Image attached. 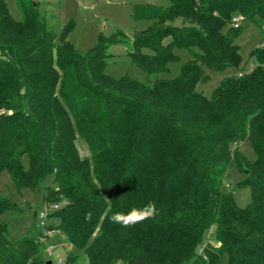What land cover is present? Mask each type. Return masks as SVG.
<instances>
[{"label":"trees","instance_id":"16d2710c","mask_svg":"<svg viewBox=\"0 0 264 264\" xmlns=\"http://www.w3.org/2000/svg\"><path fill=\"white\" fill-rule=\"evenodd\" d=\"M17 5L21 20L0 0V174L7 170L19 191L44 186L43 200L60 205L47 228L72 245L68 264L79 253L90 264H219L225 254L227 264H264V45L248 71L222 79L210 97L197 89L209 78L204 67L241 66L236 40L249 22L264 34V0L137 6L136 18L153 21L132 39L138 67L157 75L177 59L176 46L196 49L178 76L152 84L105 72L123 32L84 53L67 39L72 24L50 26L35 0ZM238 14L245 22L232 27ZM241 142L255 160L233 147ZM233 164L252 190L246 207L222 189ZM149 202L154 218L111 221ZM16 207L0 193V213ZM38 234L14 243L0 221V264H46L48 242Z\"/></svg>","mask_w":264,"mask_h":264},{"label":"rangeland","instance_id":"374dc122","mask_svg":"<svg viewBox=\"0 0 264 264\" xmlns=\"http://www.w3.org/2000/svg\"><path fill=\"white\" fill-rule=\"evenodd\" d=\"M35 1L39 2L40 9L46 14L50 26L61 24L62 28L66 24H72V30L67 39L81 52H88L99 42L101 36L110 38L120 31L123 32L126 41L110 45L108 48L110 56L106 58L105 72L115 79L129 76L145 84H152L157 77L174 78L180 74L182 64L192 58V50H196L195 48L176 46L174 53L177 59L169 62L167 68L157 75L149 74L138 67L129 55L128 52L135 34L150 28L153 24L149 18H136L134 15L136 7H165L170 3V0ZM5 2L11 16L16 20H21L23 14L17 5V0H5ZM177 24H180V21ZM245 25L246 28L236 40L243 58L241 66H232L222 72L212 71L204 67L205 73L209 76L208 81L199 83L197 86V89L202 91L204 95L210 97L225 77H238L252 67L254 60L252 51L259 45H264V34L258 26L251 22ZM165 42H168V39ZM76 147L82 157L90 156L88 145L84 139L78 138ZM233 147H237L250 160L257 158L256 151L250 142L233 144ZM244 179V172L237 164H233L222 182L223 191L232 192L239 207H246L252 196L250 185L242 183ZM48 183L47 181L46 184ZM44 192V186L38 191L29 188H23L19 191L7 170L0 174L1 195L17 204L16 208L6 209L0 213V221L7 224L12 242H18L25 236L38 237V233L42 232L40 220L35 218V213H39L45 204H50L43 200ZM49 221L56 222L57 220L49 218ZM61 237L62 241H59L56 236H49L46 241L48 245L54 246L53 257L67 259L72 245L67 242L63 235ZM209 238L213 243L216 242L213 237L210 236ZM72 264H90V262L87 255L79 253L78 259ZM219 264H227L226 254L223 255Z\"/></svg>","mask_w":264,"mask_h":264},{"label":"built area","instance_id":"2783aa9c","mask_svg":"<svg viewBox=\"0 0 264 264\" xmlns=\"http://www.w3.org/2000/svg\"><path fill=\"white\" fill-rule=\"evenodd\" d=\"M245 22V16L238 14L235 15L232 22L231 26L232 27H239ZM60 207L59 204H45L44 208L39 212L36 213V217L39 218L40 220V226L42 228V232L44 236L42 237V240H46L47 237L49 236H55V235H60V230L58 229H52L49 230L47 227L49 225V218H50V213ZM43 214V215H42ZM53 249L54 246L47 245L46 252L51 257L53 260L54 264H68L67 259H63L60 257H53Z\"/></svg>","mask_w":264,"mask_h":264},{"label":"clouds","instance_id":"9594fccd","mask_svg":"<svg viewBox=\"0 0 264 264\" xmlns=\"http://www.w3.org/2000/svg\"><path fill=\"white\" fill-rule=\"evenodd\" d=\"M155 202H149L143 208H132L128 212L117 211L111 216L113 223L121 224L124 227L134 226L145 220L154 218L157 215ZM43 215V214H42ZM91 218V213L86 214V219Z\"/></svg>","mask_w":264,"mask_h":264},{"label":"water","instance_id":"95a60500","mask_svg":"<svg viewBox=\"0 0 264 264\" xmlns=\"http://www.w3.org/2000/svg\"><path fill=\"white\" fill-rule=\"evenodd\" d=\"M211 231H212V232L215 231V227H214V226L211 228ZM46 264H54V262H53L52 259H49V260L46 261Z\"/></svg>","mask_w":264,"mask_h":264},{"label":"crops","instance_id":"0c3cea01","mask_svg":"<svg viewBox=\"0 0 264 264\" xmlns=\"http://www.w3.org/2000/svg\"><path fill=\"white\" fill-rule=\"evenodd\" d=\"M36 214V213H35ZM60 246V245H59Z\"/></svg>","mask_w":264,"mask_h":264}]
</instances>
